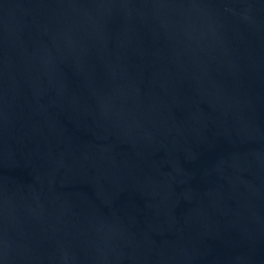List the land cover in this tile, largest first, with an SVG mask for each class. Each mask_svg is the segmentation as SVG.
<instances>
[{"label": "water", "instance_id": "95a60500", "mask_svg": "<svg viewBox=\"0 0 264 264\" xmlns=\"http://www.w3.org/2000/svg\"><path fill=\"white\" fill-rule=\"evenodd\" d=\"M0 264H264V0H0Z\"/></svg>", "mask_w": 264, "mask_h": 264}]
</instances>
